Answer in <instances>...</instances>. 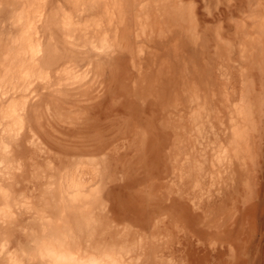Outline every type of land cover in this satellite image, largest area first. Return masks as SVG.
Masks as SVG:
<instances>
[{
  "label": "rangeland",
  "instance_id": "obj_1",
  "mask_svg": "<svg viewBox=\"0 0 264 264\" xmlns=\"http://www.w3.org/2000/svg\"><path fill=\"white\" fill-rule=\"evenodd\" d=\"M38 243L264 264V0H0V264Z\"/></svg>",
  "mask_w": 264,
  "mask_h": 264
},
{
  "label": "clouds",
  "instance_id": "obj_2",
  "mask_svg": "<svg viewBox=\"0 0 264 264\" xmlns=\"http://www.w3.org/2000/svg\"><path fill=\"white\" fill-rule=\"evenodd\" d=\"M38 264H71V262L59 255L51 254L43 243L37 245Z\"/></svg>",
  "mask_w": 264,
  "mask_h": 264
},
{
  "label": "bare ground",
  "instance_id": "obj_3",
  "mask_svg": "<svg viewBox=\"0 0 264 264\" xmlns=\"http://www.w3.org/2000/svg\"><path fill=\"white\" fill-rule=\"evenodd\" d=\"M40 12H41V11H40ZM29 51H30V50H29ZM32 53H33V52H32ZM51 248H52V247H51ZM52 250L54 251V248H53ZM91 256H92V255H91ZM91 256H90V257H91ZM72 257H74V255H72ZM65 258H66V257H65ZM72 259L76 260L75 257L72 258ZM77 259H78V258H77ZM87 259H88V258H87ZM100 259H101V258H100ZM80 260H81V262H82V259H80ZM80 260H79L78 262H80ZM90 260H93V261L91 262L92 264H94V263H95V264H96V263L98 264V261H99V260H97V258H94V256H93V258H90V259L87 260V261H90ZM87 261L85 262L86 264H87ZM81 262H80V263H81ZM93 262H94V263H93ZM71 263H72V262H71ZM74 263H75V262H74ZM114 263H115V262H114ZM72 264H73V263H72ZM82 264H83V263H82ZM88 264H90V262H89Z\"/></svg>",
  "mask_w": 264,
  "mask_h": 264
}]
</instances>
